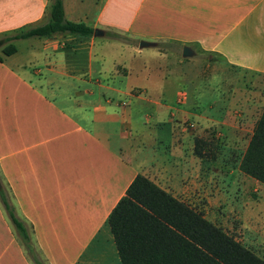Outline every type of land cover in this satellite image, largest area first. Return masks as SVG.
<instances>
[{
	"label": "crops",
	"instance_id": "obj_1",
	"mask_svg": "<svg viewBox=\"0 0 264 264\" xmlns=\"http://www.w3.org/2000/svg\"><path fill=\"white\" fill-rule=\"evenodd\" d=\"M51 2L0 0V38L43 24ZM62 7L67 20L103 34L0 44V190L45 264H119L106 219L137 174L181 201L208 190L184 119L198 129L244 128L243 118L232 123L221 109L218 90L177 99L187 76L160 42L178 44L179 57L184 45L214 54L241 79L264 77V0H62ZM140 40L155 45L140 48ZM7 43L15 51L4 55ZM257 187L239 219L242 233L264 245V185ZM0 264H33L1 202Z\"/></svg>",
	"mask_w": 264,
	"mask_h": 264
},
{
	"label": "trees",
	"instance_id": "obj_2",
	"mask_svg": "<svg viewBox=\"0 0 264 264\" xmlns=\"http://www.w3.org/2000/svg\"><path fill=\"white\" fill-rule=\"evenodd\" d=\"M92 32L93 29L83 22L67 20L62 0H52L43 24L2 37L0 44L31 37L90 36ZM107 34L123 39L117 33ZM14 51L10 43L2 50L4 55ZM238 169L264 185V103L239 159ZM0 202L33 264H43L3 190H0ZM106 222L119 264H264L253 251L140 174L131 180Z\"/></svg>",
	"mask_w": 264,
	"mask_h": 264
},
{
	"label": "rangeland",
	"instance_id": "obj_3",
	"mask_svg": "<svg viewBox=\"0 0 264 264\" xmlns=\"http://www.w3.org/2000/svg\"><path fill=\"white\" fill-rule=\"evenodd\" d=\"M160 45L168 51H176V59L170 60L174 62V67L187 76L185 84L178 92H185L187 96V92L195 94L196 88L218 90L222 94L220 98L222 101L218 103H222L221 109L225 108L231 112L232 123L238 121L239 125L242 118L244 121L242 130H225L217 123L198 129L192 118L184 119L182 128L190 132L191 150L200 160L202 172L208 175L206 185L209 186L206 193L201 192L198 200L184 198L183 202L255 254H261L260 258L264 260V245L257 244L256 237L242 233L239 219L240 205L245 208L244 204L254 202L253 199L259 194L257 186L261 183L244 175L238 169L239 159L263 107L264 77L253 75L241 79L238 70L227 66L214 54L196 49L190 57H179L178 44L175 42L164 41L160 42ZM242 89H248V92L240 96ZM235 90L237 95L233 96L231 92ZM225 95L226 97L231 95V98L224 99ZM42 263L45 264L44 261Z\"/></svg>",
	"mask_w": 264,
	"mask_h": 264
},
{
	"label": "water",
	"instance_id": "obj_4",
	"mask_svg": "<svg viewBox=\"0 0 264 264\" xmlns=\"http://www.w3.org/2000/svg\"><path fill=\"white\" fill-rule=\"evenodd\" d=\"M103 33L101 30L95 28L93 29V32H92V35L93 36H101ZM155 43L154 42H148V41H143V40H140L139 41V44L138 46L141 48V47H144V46H154ZM181 57H190L194 54L193 50L187 46V45H184L182 46L181 48Z\"/></svg>",
	"mask_w": 264,
	"mask_h": 264
},
{
	"label": "built area",
	"instance_id": "obj_5",
	"mask_svg": "<svg viewBox=\"0 0 264 264\" xmlns=\"http://www.w3.org/2000/svg\"><path fill=\"white\" fill-rule=\"evenodd\" d=\"M184 97H185V93H184V92H180V93L178 94V100H179V101L183 100ZM190 126H191V125H190Z\"/></svg>",
	"mask_w": 264,
	"mask_h": 264
}]
</instances>
